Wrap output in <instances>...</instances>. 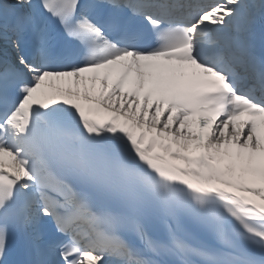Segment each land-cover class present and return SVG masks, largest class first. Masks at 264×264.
Returning a JSON list of instances; mask_svg holds the SVG:
<instances>
[{
  "label": "snow or ice",
  "instance_id": "snow-or-ice-1",
  "mask_svg": "<svg viewBox=\"0 0 264 264\" xmlns=\"http://www.w3.org/2000/svg\"><path fill=\"white\" fill-rule=\"evenodd\" d=\"M0 264H264V0H0Z\"/></svg>",
  "mask_w": 264,
  "mask_h": 264
}]
</instances>
